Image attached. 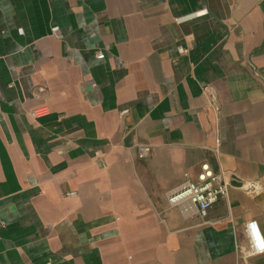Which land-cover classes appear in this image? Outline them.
Masks as SVG:
<instances>
[{
    "label": "crops",
    "instance_id": "obj_1",
    "mask_svg": "<svg viewBox=\"0 0 264 264\" xmlns=\"http://www.w3.org/2000/svg\"><path fill=\"white\" fill-rule=\"evenodd\" d=\"M205 159L232 178L203 219L167 193ZM240 178L264 185V0H0V264H264Z\"/></svg>",
    "mask_w": 264,
    "mask_h": 264
},
{
    "label": "built area",
    "instance_id": "obj_2",
    "mask_svg": "<svg viewBox=\"0 0 264 264\" xmlns=\"http://www.w3.org/2000/svg\"><path fill=\"white\" fill-rule=\"evenodd\" d=\"M53 36L61 38L58 34V28L51 29ZM98 59H102L104 54L99 51L96 54ZM205 92H208L205 89ZM49 113L47 107L42 106L33 109L30 116L33 119H39ZM150 147L139 146L137 151L140 157H145L150 152ZM214 156L217 150L212 151ZM232 173L221 168L215 169L213 160L205 159L200 162L199 172L196 180L186 179L178 185L169 189L167 193V201L170 205L179 206L184 212L195 210L196 213L205 219L212 206L228 193ZM237 187L249 196L264 193V185L259 179L240 178ZM68 195H75L71 191ZM244 231L247 238V252L250 255H258L264 253V235L254 219H250L244 224Z\"/></svg>",
    "mask_w": 264,
    "mask_h": 264
}]
</instances>
